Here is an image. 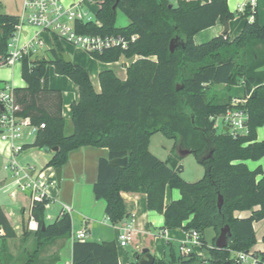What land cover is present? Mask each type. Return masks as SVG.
<instances>
[{"label": "trees", "instance_id": "trees-1", "mask_svg": "<svg viewBox=\"0 0 264 264\" xmlns=\"http://www.w3.org/2000/svg\"><path fill=\"white\" fill-rule=\"evenodd\" d=\"M227 1L96 0L99 8L94 22L77 23V32L126 39L134 36L126 49L112 48L90 55L102 63L141 57L126 69V79L121 81L104 70L98 75L100 93L96 94L87 72L72 62L65 63L62 45L53 38L47 58L28 56L21 60V78L26 87L13 88L20 115L29 117L35 126L44 125L31 147L57 148L46 167L61 169L68 154L82 147L107 149V158L98 160L92 192L96 200L105 202L104 213L110 224L118 225L126 217L121 193H142L147 209L162 215L163 230L197 231L204 248L205 230L214 231L211 247L205 248L207 259L183 258L169 244L168 260L154 264H235L236 253L249 252L256 244L253 223L264 221V172L260 167L249 170L245 165V161L264 158V140L256 138V130L264 125V78L260 71L264 66V26L255 14L248 22L249 4L242 13H231ZM118 11L128 19L127 26L116 27ZM236 16L245 23L234 40L226 34L194 44L198 32ZM18 24V16L0 14V64L7 57V44ZM50 67L78 88V102L70 106L69 135L64 133L62 94L48 87ZM217 87H223L225 94L227 90L232 93H227L224 101H215L213 91ZM247 94L248 133L237 139L224 130L216 133L210 117L222 114L232 97ZM157 133L174 143L165 161L149 151L150 139ZM175 150L189 151L194 156L204 168L200 180L189 183L181 177L183 168ZM124 157L127 163L122 167L109 164L112 159ZM167 188L178 190L180 199L165 205ZM219 195L223 200L220 209ZM48 203L44 199L32 207L31 215L38 223L36 232L29 233L25 225L22 227V237L35 241L33 253L53 239L70 236L71 218L63 210L53 222L45 223L44 207ZM243 211L250 215L234 217V212ZM0 225L5 232L3 253L5 240L15 238V233L1 210ZM226 225L231 236L227 247L218 250L214 242ZM261 241L263 250L257 255L264 263V234ZM32 256L24 264H35ZM71 264H118L116 243L74 241Z\"/></svg>", "mask_w": 264, "mask_h": 264}, {"label": "crops", "instance_id": "crops-1", "mask_svg": "<svg viewBox=\"0 0 264 264\" xmlns=\"http://www.w3.org/2000/svg\"><path fill=\"white\" fill-rule=\"evenodd\" d=\"M63 1L65 4H68L74 0ZM248 2L249 0H228L227 7L231 13H242L245 5L248 4ZM89 7L92 11L94 10V13H96L99 5H90ZM0 14L10 15L8 13ZM255 17L257 22L264 26V0H256ZM252 21L253 19H248V22L251 23ZM223 23L224 22L217 21L214 26L198 32L193 37L194 44L200 45L207 43L211 39L221 36L223 31ZM244 23L245 20L239 18L238 16H236L235 19L228 21L227 37L230 41L234 40L240 34ZM20 30L21 31L17 35L19 44H24L36 32L34 28L28 26H23L20 28ZM41 36L45 40L48 49L41 52L40 57L47 58L48 52L53 46L52 40L46 34H41ZM61 45L64 52H67V54L70 56L71 62L81 66L87 72L93 90L96 94L100 93V85L98 81V75L100 72L109 70L113 72V74L119 80L124 81L126 79V69L141 58L139 56H133L128 59L122 57L119 60H124V67H120L118 65L119 61L114 63H102L93 59L90 55L86 54L78 47L72 46L71 50L67 51L65 50V46L63 44ZM148 59L151 61L156 60L155 57H149ZM114 65H118L119 68L117 70L113 69L112 67ZM9 70L11 71L10 75L5 80H0V82L12 84L13 88L26 87V84L21 78V64H17L14 67L9 68ZM260 71L262 72L264 78V66L260 68ZM48 87L53 90H59L62 94V115L64 117L66 127V123L70 122L71 118L70 106L72 103L78 102L79 99L78 88L68 78L56 75L52 67L49 68ZM218 88L223 89V87ZM223 93V99H226L228 95L227 93L225 94V89H223ZM220 99L221 96L217 95L215 101H222ZM153 137L154 135L151 137L149 143L150 152L152 148ZM256 138L257 141L264 140V125L256 130ZM173 145L174 143L169 147H164V155L162 157L161 155H156V157L162 161H165L171 156ZM0 151L2 152L0 153L1 158L3 157V154H7V150L1 144ZM175 153L180 157L181 164V161L187 155H182L178 150H175ZM47 154L48 155L43 161L42 167L37 168L40 172L42 180L47 183L46 194L49 203L44 207V221L46 224H49L47 223L48 220H54L62 208L68 207L70 208L69 215L71 218V232L81 229L84 222V226L89 232L87 241L96 243L114 241L116 243L123 224L130 223L133 229V236L132 241L129 245H127L129 246V249L124 250L122 248H118L119 246L116 244L118 264H128L131 261L135 262V257L139 255L140 252L145 248L149 250L152 256H154L155 261L168 260L169 244L177 251L178 243L185 238V232L180 229L173 231L163 230V217L162 215L147 209L145 194L121 193V197L125 206L126 217L118 225H112L107 220V217L104 213L105 202L103 200H96L92 192V186L95 183L97 177L98 160L99 158H107V149L82 147L71 151L68 154L67 162L61 168V181L59 186L56 184L55 180V169L46 167L47 162L52 157V152ZM35 165L37 166V164ZM245 165L249 170H254L260 167L264 172V158L258 161H245ZM2 166L3 164L0 167V210L5 214L7 219L12 224V228L15 233V238L13 239H17V232H19L20 229L22 230V226L26 224L30 202L27 196L15 189ZM179 199L180 194L178 190L170 188L166 189L164 197L165 205H168L171 202L177 201ZM49 209L52 210L51 216L46 214V211ZM255 209H257V207ZM73 213L78 217V228L76 229H73L72 226ZM233 215L237 218H247L250 215V212H234ZM263 224L264 221L253 223L256 244L250 249V251H253L256 254L263 250V244L261 241L264 234ZM257 226L258 230H256ZM94 232L95 234H98V238L101 239H91V236L94 235ZM214 237L215 233L213 231V234L211 235V243H209L205 238L204 232V239L206 241L207 248L211 247ZM13 239L5 240L6 251H8L9 255H11L9 244ZM73 242L74 241L70 238V236L68 238H57L50 241L48 245L51 249V256L47 257L44 264H71ZM1 246L2 239H0V257L2 255ZM207 258L208 254L205 249L203 250L202 260Z\"/></svg>", "mask_w": 264, "mask_h": 264}, {"label": "built area", "instance_id": "built-area-1", "mask_svg": "<svg viewBox=\"0 0 264 264\" xmlns=\"http://www.w3.org/2000/svg\"><path fill=\"white\" fill-rule=\"evenodd\" d=\"M255 3L256 0L248 2L251 8L249 19H253L255 14ZM96 4V0H74L68 4H64L62 0H22L21 12L18 16L19 24L15 28L14 36L7 44V57L1 62L0 67H14L21 64V60L28 56L40 58L41 52L48 49L41 34L48 35L51 40L55 38L61 44L78 47L88 55L100 54L112 48L126 49L129 43L135 40L134 36L126 39L123 36L102 37L77 32V23L94 22V18L90 16L89 6ZM23 26L34 28L36 32L24 44H19L16 34ZM12 86L6 82H0V144L7 150V154L2 155V168L15 189L29 199L30 207L25 226L27 231L36 232L38 223L32 217L31 210L34 203L47 199V183L42 180L36 165L21 164L20 160L23 154L32 148L37 131L43 129L44 125L35 126L29 117L20 115ZM249 95L232 97L222 114L210 118L214 122L213 128L219 131L226 129L232 139L246 135L248 113L245 104ZM62 210L68 214L70 212L68 207ZM4 236V229L0 225V239ZM132 236V225L123 224L116 240L117 246L123 248L129 245ZM88 237L89 232L84 222L81 229L70 233L73 241L84 242L88 240ZM204 249L200 234L194 230L185 232V238L177 246L178 255L183 258L194 256L202 259ZM234 260L235 264H264L253 251L236 253Z\"/></svg>", "mask_w": 264, "mask_h": 264}, {"label": "rangeland", "instance_id": "rangeland-1", "mask_svg": "<svg viewBox=\"0 0 264 264\" xmlns=\"http://www.w3.org/2000/svg\"><path fill=\"white\" fill-rule=\"evenodd\" d=\"M62 2L65 4L63 0ZM20 7H21V0H0V13H8L10 15L19 16L21 12ZM94 15H95L94 10L93 11L90 10V16L94 18ZM128 23H129L128 19L120 11H118L117 18H116V27L118 28L125 27L128 25ZM20 31L21 30L19 29L16 36L18 35ZM63 45L65 46V50L67 51L71 50L72 48L71 45H68L65 43H63ZM123 62L124 60H119L118 65L120 67H124ZM118 65H114L112 68L117 70L119 68ZM10 72L11 71L9 70V68L0 67V80L1 81L5 80L10 75ZM213 93H215L218 96H221L220 100H223V101L225 100L223 99V96H224L223 89H220L217 87L213 91ZM226 93L231 94L232 90H227ZM210 98H211V93L209 91L208 99ZM214 130L216 133H219L218 129H214ZM71 131H72V125L70 122H67L65 131H64L65 135H69ZM172 144H173L172 140H168L165 137H163L160 133H157L154 135L152 139L151 153L155 156L161 155L162 157L164 155V152H163L164 147H169ZM47 155H48L47 153L44 154L41 150L30 148L26 153L23 154L20 160V163L21 164L27 163V164H32V165L37 164L36 166L37 168L42 167L43 161L46 159ZM2 164H3V159L0 157V167ZM181 165L183 167L181 177L185 181L189 183H193L202 178L204 174V168L196 162L192 154H188L187 156H185L183 160L181 161ZM51 211L52 210L50 209L47 210L46 214L51 216L52 215ZM51 221L53 220L52 219L48 220L47 223H51ZM77 222H78V217L75 216V214L73 213L72 214L73 229L78 228ZM257 228L258 226L256 227V230H258ZM29 233H33V232H29ZM17 234H18L17 239L11 240L9 244L11 255L8 254V251L3 252L0 257V264H24V262L28 260L29 259L28 257H31V255H33L32 257L35 259V262H36L35 264H44L47 257L51 256V249L48 244L40 247L39 249L36 250L35 253H33L35 250L34 239L32 237H28L27 239L23 238L21 229L19 232H17ZM212 234H213V230L211 228H208L205 230V238L207 239V242L209 243H211ZM91 239H101V238H98V234H95L94 232V235L91 236ZM118 248H122V247H118ZM122 249L127 250L129 249V246L124 247ZM175 253L177 254V251Z\"/></svg>", "mask_w": 264, "mask_h": 264}, {"label": "water", "instance_id": "water-1", "mask_svg": "<svg viewBox=\"0 0 264 264\" xmlns=\"http://www.w3.org/2000/svg\"><path fill=\"white\" fill-rule=\"evenodd\" d=\"M228 33V22L224 21L223 23V31L221 33V35H226ZM170 51H173V46L172 44H170ZM62 59L65 63L69 64L71 63V58L67 53H62ZM224 131H226V129H224ZM57 148H52V149H47V148H43L41 151L44 153H49V152H56ZM180 153L182 155H188L190 154L189 151H184L181 150ZM127 163V158H116V159H112L109 161V164L111 166H115V167H122ZM55 180H56V184L59 186L60 185V181H61V169H55ZM222 196L219 195L218 196V200H217V207L218 209H220L221 205H222ZM231 236V232H230V228L226 225L224 227H222L219 231L218 236L215 239L214 242V246L216 249L218 250H223L227 247V240L228 238H230ZM135 262H138L139 264H154L155 263V258L154 256H152L149 252L148 249H143L139 255H137L135 257ZM194 264H209L208 262H196Z\"/></svg>", "mask_w": 264, "mask_h": 264}]
</instances>
